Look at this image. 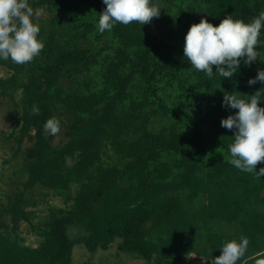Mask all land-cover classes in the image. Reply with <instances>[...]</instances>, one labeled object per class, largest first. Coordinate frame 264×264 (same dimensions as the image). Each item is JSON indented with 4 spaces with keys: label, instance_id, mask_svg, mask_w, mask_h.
Masks as SVG:
<instances>
[{
    "label": "rangeland",
    "instance_id": "obj_1",
    "mask_svg": "<svg viewBox=\"0 0 264 264\" xmlns=\"http://www.w3.org/2000/svg\"><path fill=\"white\" fill-rule=\"evenodd\" d=\"M36 1L28 0L34 12L33 23L39 24L41 29L37 38L44 42L45 47L34 59L47 62L50 54L76 46L96 52L95 60L90 64L76 60L64 66L59 72L58 86L63 93L56 91V94L48 99L50 118H57L61 128L56 136H52L44 130L43 126L47 121L42 125V135L49 150L48 159L52 160L56 152L91 130L95 119L91 101L97 103L93 109L102 107L120 85L122 73L114 72L111 66L115 62L114 49L120 40L112 30L101 33L98 24L93 31L90 28L78 29L76 24H60L55 21V15L46 8L36 7ZM151 3L159 6L160 15L144 26L137 22L139 26L136 33L168 44L172 50L176 49V54L177 51L184 54L185 37L191 27L185 16L205 17L207 13L202 2L151 0ZM181 18L184 22L180 21ZM133 25L135 24H130ZM5 63L7 62L0 58V77L8 80L15 78L19 86L0 90V234H10L11 238L21 245L38 248L44 240L41 232L49 230L47 222L50 211H66L75 206V196L79 189L78 179L83 175L76 174L73 169L79 164L81 153L75 152L70 158V163L62 164L57 169L53 168L44 179L31 178L29 166L36 149L38 130L35 126L26 129L23 126V87L35 78L36 74L29 69L18 74ZM188 65L180 76L181 79L189 80L188 86L199 83L202 76L207 83L204 84L206 87L195 89L196 94L193 95L192 109L196 121L201 118L203 112L215 109L220 93L237 88L241 93L247 86L253 87V90L264 87V82L257 81L254 85H249V80L246 79L238 83L223 79L221 84L213 79L208 81V77L192 68L190 62ZM246 67V78H256L257 69L260 67L258 60L250 65L245 64ZM213 73L217 74L215 66ZM177 85L180 87L179 82ZM45 90L46 87L37 88L36 96L42 95ZM132 92L135 95L132 100L127 98L116 103L117 112L124 116V120L126 118L136 125L143 123L148 132L168 138L175 129L176 116L163 112L158 101L151 98L144 84L138 82ZM64 93L71 94L74 98L64 103L62 96H58ZM160 97L165 102L172 99L173 95L165 96L164 90H161ZM260 107L264 108V105ZM134 110L139 111V119L130 118V115L134 114L129 113H134ZM34 115L39 117L40 113L34 110ZM137 137V132L133 129L123 134L109 131L98 152L99 165L110 171L112 165L125 166L130 158L122 150L128 149V145ZM214 157L228 162L231 154L218 145H210L206 153L193 162H202L203 165L198 166L193 180L187 181L183 178L189 168L179 154L163 157L160 167L158 164L150 165L155 174L153 181L171 185L172 190L167 192V196H178L183 208L182 214L174 218L172 226L160 229L154 236L160 246L159 257L162 264H211L212 259L222 255V247L226 242H239L241 236L249 240V245L245 257L237 264H255L257 259H264V256L257 255L264 253V238L254 235L257 230H244L241 218L230 222L211 218L213 211L220 209L223 204H228V211L240 215L243 219L256 214L258 222L252 227H264V179L257 178L255 173L243 172L229 162V169L217 168L216 163L212 161ZM157 167L164 169L166 176L157 173ZM256 168L259 172L264 168V164ZM121 243L122 238L117 237L109 249L96 252H90L84 245L78 244L72 250V263L149 264L145 259L123 251L120 248Z\"/></svg>",
    "mask_w": 264,
    "mask_h": 264
},
{
    "label": "trees",
    "instance_id": "obj_2",
    "mask_svg": "<svg viewBox=\"0 0 264 264\" xmlns=\"http://www.w3.org/2000/svg\"><path fill=\"white\" fill-rule=\"evenodd\" d=\"M199 1L202 2L207 15L196 18L185 16L190 26L199 24L202 19L219 26L230 15L234 20L250 23L264 11V0ZM35 5L54 14L55 21L60 24H76L78 29L90 28L92 31L98 24L99 15L106 8L103 0H37ZM183 20L180 19L181 22H184ZM131 24L135 25L117 23L112 28V32L120 40L114 49L115 62L111 64L114 72L122 73L116 92L102 107H96L97 109H93L97 103L91 101L95 117L91 130L56 152L52 160L48 159L49 150L42 135V125L50 118L51 113L48 99L54 96L56 91L63 93L58 86L59 72L64 66L76 60L90 64L95 60L96 52L76 46L50 54L47 62L33 59L27 65H17L11 59L5 60V64L18 74L25 69L36 74V77L23 87V126L25 129L35 126L38 130L36 149L29 166L31 178L44 179L50 170L67 163L65 158H71L75 152L81 153V160L73 170L83 176L78 179L79 189L75 196V206L66 211H50L47 222L49 230L41 232L44 240L40 247L29 248L11 238L10 234H0V264H73L71 256L76 245H84L90 252L107 250L117 237L122 238L120 248L123 251L135 254L149 264H162L159 257L160 246L154 236L160 229L172 226L174 218L182 214L183 208L178 196H167V192L172 190L171 185L153 181L155 174L150 165L158 164L160 167L163 157L179 154L189 168L183 179L193 180L198 166L203 165L202 162H193L206 153L210 145H218L230 151L229 145L234 142L237 130L222 127L221 121L235 115L239 110L224 105L225 93H236L247 100L248 96L264 89L260 87L253 90V87L247 86L241 93L238 92L239 88L222 92L215 109L203 112L201 118L196 121L192 109L193 95L196 94L195 89L206 87L204 77H200L199 83L188 86L189 80L180 78L185 72L184 68L189 67V61L182 51H177L176 54V49L172 50L168 44L139 35L136 33L139 26L137 22ZM256 50L261 52L257 59L260 64L257 69L259 72L264 70V27L261 29ZM243 61L242 59L233 77L224 78L213 74L211 78L208 77V81L213 79L221 84L223 79L234 83L255 79L246 78L248 70ZM138 82L147 87L151 98L158 101L163 112L176 116L175 129L168 138L148 132L143 123L136 125L126 118L124 120V116L117 112L116 103L135 97L132 90ZM18 86L15 78L8 80L0 77V90ZM39 87H46V90L37 97L36 89ZM161 90H164L165 96L173 95V98L165 103L160 97ZM60 95L64 103L74 98L71 94H58ZM262 105L264 94L259 106ZM34 110L40 113L39 117L34 115ZM129 114H134L130 115L131 119H139L138 110ZM130 129L135 130L138 136L128 145V149L122 150L130 161L123 167L112 165L111 171L101 167L98 152L107 139L108 132L113 130L123 134ZM212 161L216 163L217 168L231 167L222 158L214 157ZM260 164L264 162L257 166ZM158 167L156 172L165 175L166 171ZM229 206L221 205L220 209L212 212L211 218L228 222L241 218L244 230H257L254 235L264 238V227H252L258 222L256 214L243 219L238 214L230 213Z\"/></svg>",
    "mask_w": 264,
    "mask_h": 264
},
{
    "label": "clouds",
    "instance_id": "obj_3",
    "mask_svg": "<svg viewBox=\"0 0 264 264\" xmlns=\"http://www.w3.org/2000/svg\"><path fill=\"white\" fill-rule=\"evenodd\" d=\"M103 3L106 8L98 21L101 33L111 31L117 23L130 25L138 22L144 26L159 17L161 11L151 0H103ZM33 15L28 0H0V58L27 65L41 53L45 44L37 38L41 29L39 24L33 23ZM262 27L264 11L250 23L234 20L231 15L219 26L202 19L190 27L185 37L184 54L192 68L207 77L213 76L215 66L220 77L231 78L238 71L242 59L250 65L261 56L256 49ZM257 81L264 82V70L248 83L254 85ZM262 90L248 96L247 100L236 93H225L224 105L239 111L221 121L222 127L237 130L234 142L229 145L231 159L228 162L243 172L255 173L257 178L264 177V168L259 172L256 168L257 164L264 162V108L259 106L264 94ZM43 127L52 136L61 131L60 121L55 117L48 119ZM65 159L70 163V158ZM248 245L249 240L244 236L239 242H226L222 255L212 259L211 264H237L245 257ZM257 255L264 256V253ZM255 264H264V259H257Z\"/></svg>",
    "mask_w": 264,
    "mask_h": 264
}]
</instances>
